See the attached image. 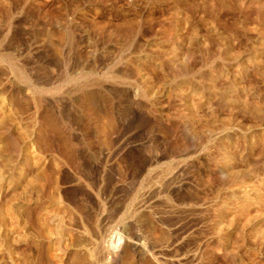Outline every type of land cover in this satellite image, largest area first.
<instances>
[{"label": "rangeland", "instance_id": "1", "mask_svg": "<svg viewBox=\"0 0 264 264\" xmlns=\"http://www.w3.org/2000/svg\"><path fill=\"white\" fill-rule=\"evenodd\" d=\"M0 264H264V0H0Z\"/></svg>", "mask_w": 264, "mask_h": 264}]
</instances>
